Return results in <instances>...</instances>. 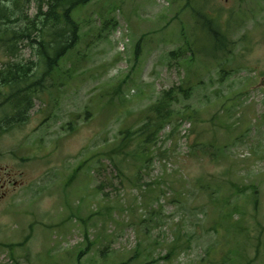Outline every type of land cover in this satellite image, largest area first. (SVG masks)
<instances>
[{
  "label": "rangeland",
  "instance_id": "1",
  "mask_svg": "<svg viewBox=\"0 0 264 264\" xmlns=\"http://www.w3.org/2000/svg\"><path fill=\"white\" fill-rule=\"evenodd\" d=\"M179 4L74 12L63 84L0 136V264H264V0H204L226 33L215 53ZM172 87L173 120L116 165L120 132Z\"/></svg>",
  "mask_w": 264,
  "mask_h": 264
},
{
  "label": "trees",
  "instance_id": "2",
  "mask_svg": "<svg viewBox=\"0 0 264 264\" xmlns=\"http://www.w3.org/2000/svg\"><path fill=\"white\" fill-rule=\"evenodd\" d=\"M91 1L0 0V136L20 127L29 118L35 100L43 99L46 93L51 95L53 88L63 84L60 78L69 71L63 70L64 60L80 40V22L74 18V12ZM169 1L183 3L180 11H188L200 31L216 39L219 36L218 49L227 46L225 31L217 27L220 17L205 8L204 0ZM187 43V48L193 51L189 39ZM26 50L30 52L28 57L24 55ZM182 54L183 48L170 52V56L175 57ZM188 60L189 64L193 61L192 58ZM181 89L186 93L190 87ZM175 91L176 88L172 87L162 93L155 104L147 109L144 123L138 129L133 131L126 128L120 132L119 142L109 151L111 159L117 156L116 165L121 167V161L136 151L137 148L128 149L131 136H135L139 145L148 150L159 129L173 120L171 107ZM104 154H108V151ZM230 214L226 213L225 217H230ZM80 220L83 222L85 219L80 217ZM237 224L240 227V221ZM242 228L250 234L248 227ZM178 245L176 238L165 258L175 254ZM88 250V246L81 250L79 258ZM135 260L136 257H131L116 264H134Z\"/></svg>",
  "mask_w": 264,
  "mask_h": 264
}]
</instances>
